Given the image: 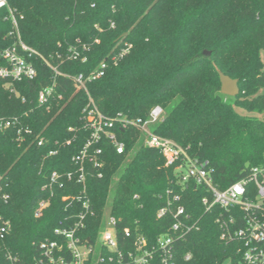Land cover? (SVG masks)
I'll use <instances>...</instances> for the list:
<instances>
[{
    "label": "trees",
    "instance_id": "16d2710c",
    "mask_svg": "<svg viewBox=\"0 0 264 264\" xmlns=\"http://www.w3.org/2000/svg\"><path fill=\"white\" fill-rule=\"evenodd\" d=\"M10 10L21 41L32 49L24 56L35 64L37 76H0V120H18L11 128L0 127V213L12 223L0 239V264H34L38 243L55 238L60 222L77 219L79 206L67 207L63 196L82 186L80 164L73 157L89 135L81 119L88 95L76 90L69 76L87 77L104 62V73L88 81L87 88L105 114L146 118L160 105L165 116L157 133L208 160L220 188L264 165V0H8L7 8L0 9L1 48L20 47ZM128 43L132 47L115 63L112 56ZM76 49L80 57L69 59ZM42 56L63 74L56 76ZM8 65L0 55V67ZM218 69L240 80L238 96L222 93ZM50 85L52 96L40 105L38 94ZM19 127L33 130L23 142L17 138ZM118 132L125 153L103 140L96 147L102 148L104 165L86 161L95 214L88 216L82 235L94 242L110 210L127 258L137 235L152 245L169 231L172 217L158 218L157 210L167 202L166 190L175 189L183 193L181 204L198 226L176 240L175 264H222L229 256L238 264L241 243L221 239L215 223L219 210L207 211L203 193L194 187L181 192L174 168L166 166L158 149L144 145L137 128ZM37 137L45 139L43 145L38 146ZM54 149L58 153L51 155ZM54 171L64 186L56 188L44 215L36 217L35 208L47 193L41 189ZM67 172H73V181L64 177ZM152 262L162 264L159 255Z\"/></svg>",
    "mask_w": 264,
    "mask_h": 264
},
{
    "label": "built area",
    "instance_id": "2783aa9c",
    "mask_svg": "<svg viewBox=\"0 0 264 264\" xmlns=\"http://www.w3.org/2000/svg\"><path fill=\"white\" fill-rule=\"evenodd\" d=\"M8 0H0V9L7 8ZM12 14V21L16 29L20 47L13 45L8 48L0 47V55L6 59L8 66L0 67V76L11 77L15 80L34 79L37 76V68L33 62L24 56L25 51L32 49L24 44L20 39V32L17 27V19ZM128 43L118 50L112 60L118 63L132 47ZM69 59L76 60L80 57V52L76 49L68 56ZM54 71L55 75L63 74L58 67L54 66L44 56L41 57ZM85 61V57H81ZM107 64L102 63L101 67L94 70L85 77L82 73L76 76H69L73 79L76 90H84L88 95V102L82 109L83 128L89 131L84 147L73 160L80 164L78 172V183L81 188L78 193L66 194L63 200L67 202V207L79 206L76 220L71 218L60 222L54 229L55 238H47L38 243L40 250L39 257L34 264H152L155 255H159L162 264H175V242L182 239L186 233L197 228L192 221V216L187 212L184 205L183 193H177L175 189H168L167 202L157 211L158 218H165L170 215L172 224L168 232L157 238V241L149 245L148 240L143 235H137L134 240L135 248L127 254L121 251L117 235V218L110 210H105V223L102 226L98 238L93 242L90 237L86 238L82 232L87 226V218L94 215L91 197L88 196V185L86 179V161L93 163L95 167L101 168L104 161L100 160L102 148L97 143L105 140L113 144L119 154L126 151V144L119 136V130H127L131 127L137 128L140 132L144 145L158 149L166 160V166L173 167L178 178V186L181 192L191 187L203 193L202 204L207 211L219 210L215 223L221 228V239L226 242H240L238 253L241 257L238 264H264V165L254 166L249 171L247 178L238 180L227 188H220L214 181L213 171L208 160L193 157L188 148L174 139L162 136L157 133L158 125L163 121L165 109L160 105L151 108L146 118L128 117L122 112L109 116L100 110L96 98L93 97L87 88L88 81H94L104 73ZM54 85L43 88L38 94L40 105L47 103L52 96ZM14 92V88L11 89ZM17 118L6 121L0 120V127L3 129L17 125ZM70 130H74L69 127ZM33 133L29 127L18 128V140L25 141V135ZM43 137H37V144H44ZM71 140H67L69 144ZM93 152V154H92ZM58 153V149L50 151L51 155ZM101 175V173H99ZM73 172H67L64 177L73 181ZM57 171L49 175L48 181L41 191L46 193L45 198L38 202L34 214L41 217L44 211L51 204L52 197L56 193V188H63L64 180L61 179ZM2 174L0 173V188ZM135 197H139L136 194ZM7 201L8 195H1ZM12 223L5 215L0 213V239H3L11 231ZM126 236H131V230H125ZM103 249L110 252L105 255ZM112 253V254H111ZM186 259L191 258V254L185 255ZM127 259V262H125Z\"/></svg>",
    "mask_w": 264,
    "mask_h": 264
},
{
    "label": "water",
    "instance_id": "95a60500",
    "mask_svg": "<svg viewBox=\"0 0 264 264\" xmlns=\"http://www.w3.org/2000/svg\"><path fill=\"white\" fill-rule=\"evenodd\" d=\"M127 34V33H126ZM124 34V36H126ZM203 54L206 56H210V51H203ZM218 74H220L221 80V91L226 96H238L241 93L238 78H233L231 75L224 74L220 69H218Z\"/></svg>",
    "mask_w": 264,
    "mask_h": 264
},
{
    "label": "rangeland",
    "instance_id": "374dc122",
    "mask_svg": "<svg viewBox=\"0 0 264 264\" xmlns=\"http://www.w3.org/2000/svg\"><path fill=\"white\" fill-rule=\"evenodd\" d=\"M262 56L264 57V51H262ZM239 111L241 112H245L244 109L238 108ZM117 177V176H115ZM222 264H235V259H233L231 256L227 257L224 259V261L222 262Z\"/></svg>",
    "mask_w": 264,
    "mask_h": 264
}]
</instances>
